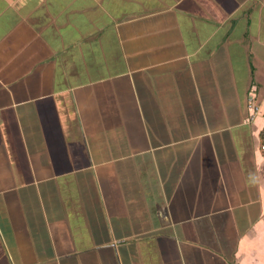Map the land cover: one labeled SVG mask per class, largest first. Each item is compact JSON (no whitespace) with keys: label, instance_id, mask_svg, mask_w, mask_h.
Instances as JSON below:
<instances>
[{"label":"crops","instance_id":"1","mask_svg":"<svg viewBox=\"0 0 264 264\" xmlns=\"http://www.w3.org/2000/svg\"><path fill=\"white\" fill-rule=\"evenodd\" d=\"M256 59L264 0H0V264H264Z\"/></svg>","mask_w":264,"mask_h":264},{"label":"built area","instance_id":"2","mask_svg":"<svg viewBox=\"0 0 264 264\" xmlns=\"http://www.w3.org/2000/svg\"><path fill=\"white\" fill-rule=\"evenodd\" d=\"M248 103L250 108V120H256L259 116L263 118L261 148L264 150V112L262 110V105L256 104L254 96L248 98Z\"/></svg>","mask_w":264,"mask_h":264},{"label":"rangeland","instance_id":"3","mask_svg":"<svg viewBox=\"0 0 264 264\" xmlns=\"http://www.w3.org/2000/svg\"><path fill=\"white\" fill-rule=\"evenodd\" d=\"M253 63L255 64V66H257V67H260V66H262L263 64H261V63H259V61H258V59H256L255 61H253ZM264 66V65H263ZM264 72V71H263ZM255 79H256V81H255V83L257 84V83H261V84H264V74H263V76L261 77V74L256 70V72H255ZM242 82L245 80V81H250V80H254L253 79V77H250V78H248V76H247V78H245V77H243L242 76ZM261 84H259L260 85V94H258L259 95V99L257 100V103H260V105H261V103H263V101H264V88L262 87V85ZM263 112H264V105H263Z\"/></svg>","mask_w":264,"mask_h":264}]
</instances>
